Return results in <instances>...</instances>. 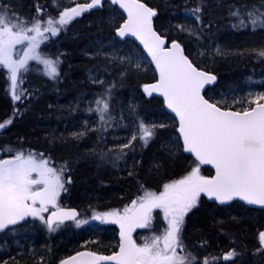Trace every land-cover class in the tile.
Instances as JSON below:
<instances>
[{
    "label": "trees",
    "instance_id": "obj_1",
    "mask_svg": "<svg viewBox=\"0 0 264 264\" xmlns=\"http://www.w3.org/2000/svg\"><path fill=\"white\" fill-rule=\"evenodd\" d=\"M89 1L74 0L69 5L59 0L61 7ZM143 1L157 11L154 22L161 35L169 43L179 41L199 68L217 75V82L205 92L207 98L226 99L229 104L233 99L241 101L233 105L236 110L247 106L244 101L249 93L264 92V57L257 54L264 50V29H233L228 16L232 5H251L259 0H207L200 22L190 14L199 0ZM5 3L28 18L37 14V8L43 16L54 18L60 11L53 0ZM124 20V13L110 1L73 19L66 31L51 37L40 49L50 58L60 57V78L50 80L30 73L23 84L27 97L19 101L13 99L7 72L0 68V122L12 120L0 131V147L12 145L25 153H43L56 164L67 162L70 171L65 179L70 177L71 183L65 184L67 191L61 192L60 203L78 207L82 211L78 220L94 210L123 213L145 190L158 193L164 184L183 177L194 166L191 153L174 148L171 155L164 147L182 144L178 120L167 111L161 96L144 91L145 85L157 80V71L134 39L117 36ZM178 25L194 34L181 31ZM217 48L227 54L218 55ZM123 57H133L141 69L121 63ZM29 66L43 69L35 61ZM102 95L110 97L103 122L94 103ZM141 120L165 127L157 129L147 146L137 139L131 149H124L127 155L116 159L119 146L136 133ZM79 132L86 134L79 138L73 135ZM156 163L161 167L154 168ZM201 168L205 175H214L211 167ZM157 217L159 223L163 217ZM10 228L15 231L0 232V262L8 264H38L41 259L43 264H59L81 250L109 254L119 245L120 226L113 222L77 226L74 221L49 232L38 218L28 217ZM261 232L264 207L239 199L220 204L202 195L198 206L185 217L183 237L201 260L218 257L213 264H264V251H259L264 248L258 239ZM232 249L241 255L234 261L223 260V254Z\"/></svg>",
    "mask_w": 264,
    "mask_h": 264
},
{
    "label": "snow or ice",
    "instance_id": "obj_2",
    "mask_svg": "<svg viewBox=\"0 0 264 264\" xmlns=\"http://www.w3.org/2000/svg\"><path fill=\"white\" fill-rule=\"evenodd\" d=\"M73 2L66 0L69 5ZM111 2L127 13L126 21L117 30L118 35L138 38L159 73L158 81L145 85L144 91L149 96L153 93L163 96L167 108L178 118L182 144L176 142L164 147L171 155L175 154L174 148L191 153L195 161L186 175L164 184L159 193L145 190L142 196L132 201L130 207L123 209L122 214L114 210L93 215L94 220H111L119 224L118 252L112 255L78 252L75 256L62 259L59 264H213L218 257L201 260L185 243V217L198 206L202 194L220 204L239 199L249 205L264 206V92L249 93L244 101L247 106L236 110H233V105L241 103L236 99L232 104L226 99H206L202 94L205 85L214 82L216 76L196 67L175 40L171 41L170 47H165V39L153 29V17L157 11L141 0ZM53 4L60 9L58 17L43 16L37 8V14L28 18L18 15L5 0H0V68L7 72L11 94L16 101L27 97L28 89L23 84L30 73L42 74L50 80L60 78V57L45 55L40 51L41 45L66 31V26L82 13L101 6L102 0L67 7H61L59 0H53ZM207 6V0H199L198 6L190 10L195 21H201ZM228 16L233 21V29H250L253 32L264 29V0L251 5H232ZM177 27L194 34L183 25ZM216 53L227 54L220 48L216 49ZM257 54L264 57V50H259ZM120 60L130 67L141 69L140 63L133 57ZM30 61L43 65V69L30 68ZM109 99L102 95L94 101L95 111L100 113L102 122L109 110ZM16 114L13 113L14 116ZM11 123V119L0 122V131ZM163 127L164 124H146L141 120L136 125V133L119 146L116 159L127 155L124 149H131L132 142L137 139L143 142L142 146H147L156 136L157 129ZM85 134L79 132L73 135L79 138ZM5 155L10 158H3ZM202 165H212L215 174L202 175ZM153 167L159 168L161 165L156 163ZM68 171L67 162L56 164L51 157H44L43 153L31 150L25 153L12 145L0 147V232L6 229L15 231L10 226L20 224L28 217L38 218L49 232L57 231L66 220H74L77 226L87 223V220L77 219L76 210L65 209L58 203L61 192L67 191L65 184L71 183L70 177L65 179ZM49 207L54 211L46 219L44 213ZM155 209L162 210L167 224L159 234L143 236L138 244L132 233L137 228L150 226ZM258 239L264 245V232L259 233ZM259 251H264V248ZM239 255L241 253L232 249L222 258L234 261ZM0 264L8 262L2 261ZM38 264H43V260Z\"/></svg>",
    "mask_w": 264,
    "mask_h": 264
},
{
    "label": "rangeland",
    "instance_id": "obj_3",
    "mask_svg": "<svg viewBox=\"0 0 264 264\" xmlns=\"http://www.w3.org/2000/svg\"><path fill=\"white\" fill-rule=\"evenodd\" d=\"M146 54V53H145ZM146 56L148 57V55L146 54ZM148 59H149V57H148ZM150 60V59H149ZM30 63V62H29ZM154 66V65H153ZM155 68V67H154ZM155 70H156V68H155ZM127 160H129V159H127ZM126 160V158L124 159V161H127ZM130 161H133V159L130 157ZM201 174L202 175H205L204 173H203V171H202V168H201ZM207 176V175H206ZM163 190V189H162ZM161 190V191H162ZM159 193V192H158ZM203 195V194H202ZM201 195V196H202ZM61 196V195H60ZM58 203H59V205L60 206H63V204H61L60 203V197H59V200H58ZM73 207H75V206H73ZM49 209L50 210H54L53 208H51V207H49ZM50 210H49V212H50ZM48 212V213H49ZM82 212V211H81ZM95 213H101L102 214V212H98L97 210L95 211H93V212H91V214H88V215H86L85 216V218H84V220H87V223H84V225H86V224H88V225H96V224H104V223H110V222H112L111 220H109V221H103V220H101L100 222H98V221H96V220H94L92 217H93V215L95 214ZM122 214V213H121ZM158 215H162V217H163V212H162V210H160V209H156L155 211H154V213H153V220H152V222H151V224H150V226L149 227H147V228H137L133 233H132V237H133V239L134 240H137L138 242H142V237L143 236H151L152 234H159V232H160V230L162 229V227L163 226H166V224H167V221L166 220H164V219H160V221H163L164 223L162 224V223H160V224H158V222H157V216ZM136 238V239H135ZM85 244V243H84ZM66 258V257H65Z\"/></svg>",
    "mask_w": 264,
    "mask_h": 264
},
{
    "label": "water",
    "instance_id": "obj_4",
    "mask_svg": "<svg viewBox=\"0 0 264 264\" xmlns=\"http://www.w3.org/2000/svg\"><path fill=\"white\" fill-rule=\"evenodd\" d=\"M106 1H108V0H102V5L101 6H98V7H94V8H92V9H96V8H101V7H103V5H104V3L106 2ZM109 1H111V0H109ZM91 2V1H90ZM141 2H143V3H145V4H147L146 2H144L143 0H141ZM117 5V4H116ZM148 5V4H147ZM118 6V8L125 14V16H126V19H127V13L124 11V9H122V8H120L119 7V5H117ZM149 6V5H148ZM150 7V6H149ZM91 10V9H90ZM90 10H88V11H90ZM88 11H86V12H88ZM156 17V16H155ZM155 17H153V29L159 34V35H161L158 31H157V29L155 28V25H154V19H155ZM126 19H125V21H126ZM124 21V22H125ZM123 22V23H124ZM123 23H122V25H123ZM121 25V26H122ZM117 34H118V31H117ZM119 36V35H118ZM120 37V36H119ZM133 38L141 47H142V49L145 51V53L148 55V57H149V59H150V61L152 62V64L154 65V67H155V63L152 61V59H151V56L149 55V53L147 52V50L144 48V45L140 42V40L138 39V38H136V37H133V36H131V35H127V36H125V37H120V38H122V39H125V38ZM161 37L162 38H164L165 39V41H166V43H165V47L167 48V47H170V44L168 43V40L165 38V37H163L162 35H161ZM177 43H179L180 45H181V43L180 42H178V41H176ZM181 47L184 49V47L181 45ZM184 54L186 55V56H188L187 55V53H186V51H185V49H184ZM188 58L190 59V57L188 56ZM191 60V59H190ZM192 61V60H191ZM193 62V61H192ZM194 64V63H193ZM195 65V64H194ZM196 66V65H195ZM196 67H198V66H196ZM156 68V67H155ZM199 68V67H198ZM200 70H202V71H205V72H208V71H206V70H204V69H201V68H199ZM157 73H158V71H157ZM210 74H213V73H211V72H209ZM213 75H215V74H213ZM216 76V75H215ZM158 79H159V73H158ZM158 79L156 80V81H154V82H152L151 84H154V83H156L157 81H158ZM217 82V76H216V80L214 81V82H212V83H210V84H207V85H205V88H204V90H203V92H202V94L203 95H205V92H206V90L208 89V87L209 86H211V85H213V84H215ZM153 94H157V95H160L159 93H153ZM161 96V95H160ZM163 99H164V97L163 96H161ZM205 98L206 99H208L206 96H205ZM164 102H165V100H164ZM211 102V101H210ZM165 106H166V109L170 112V113H172L174 116H175V113H173L170 109H168L167 108V105H166V103H165ZM234 110V109H233ZM176 117V116H175ZM177 118V117H176ZM178 119V118H177ZM209 166H211L212 168H213V166L212 165H209ZM214 169V168H213ZM214 171H215V169H214ZM212 200H214V199H212ZM214 201H216V200H214ZM218 202V201H217ZM256 206H260V205H256ZM60 207H63V208H65V209H74V210H76V212L78 213V216H77V219L80 217V215H81V211H80V209L79 208H77V207H73V206H60ZM260 207H264V206H260ZM52 211H54V210H51L49 213H48V215H47V218L49 217V215L51 214V212ZM71 221H74V220H66V221H64V223L65 222H71ZM96 221H101V220H96ZM82 252H85V251H82ZM98 254V253H97ZM98 255H101V254H98ZM75 256V255H74ZM104 264H111V262H104Z\"/></svg>",
    "mask_w": 264,
    "mask_h": 264
},
{
    "label": "flooded vegetation",
    "instance_id": "obj_5",
    "mask_svg": "<svg viewBox=\"0 0 264 264\" xmlns=\"http://www.w3.org/2000/svg\"><path fill=\"white\" fill-rule=\"evenodd\" d=\"M155 210H156V209H155ZM155 210H154V211H155ZM154 211H153V213H154ZM160 223L163 224L164 222L162 221V222H159V224H160ZM117 239H118V241H119V243H120V236H119ZM135 239H136V238H135ZM136 242H137L138 244L140 243V242H138L137 240H136ZM118 251H119V247H118V249H117L115 252H118ZM115 252H114V253H115Z\"/></svg>",
    "mask_w": 264,
    "mask_h": 264
}]
</instances>
